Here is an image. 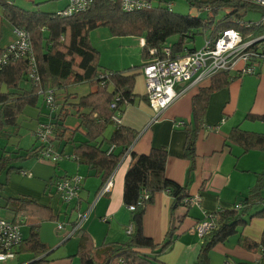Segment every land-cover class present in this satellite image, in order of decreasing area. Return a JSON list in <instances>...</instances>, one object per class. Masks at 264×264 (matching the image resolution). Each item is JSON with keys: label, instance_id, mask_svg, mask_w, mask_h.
<instances>
[{"label": "trees", "instance_id": "trees-1", "mask_svg": "<svg viewBox=\"0 0 264 264\" xmlns=\"http://www.w3.org/2000/svg\"><path fill=\"white\" fill-rule=\"evenodd\" d=\"M198 9L205 4L212 6L211 13L206 19L200 16L175 13L166 7L167 0H153L149 8L137 11H124L117 2L94 0L89 7L79 13L60 16L59 10L48 13L40 10H27L16 6L8 0H0L1 16L12 28L19 27L29 33L36 76L28 73L31 68L30 55L13 56L8 53V59L0 68V135H11L10 129H15L16 119L26 105L36 106L40 96L52 90L53 107L45 106V112L39 110L41 120L51 125L50 142L73 143L72 155L78 164H83L102 183L113 173L123 157L130 156L129 165L123 178L122 203L130 210L131 230L123 241L103 242L94 245L88 235L80 234V242L76 250L80 264H165L161 255L173 244L178 233L177 228L184 216H176V208L180 205L189 207L190 195L166 174L168 151L164 146H152L145 153H136L131 145L138 134L137 131L115 122L112 116L116 113L121 117L124 107L136 96L146 99V95L133 92L134 79L140 74L139 68L155 57H162V49L169 46L172 57L191 52L196 47L193 42L195 34L202 29L210 28V37H215L218 30L233 27L244 37L264 33V25L244 26V22L254 23L257 20L243 19L248 10L257 6L242 0H189ZM41 2H37L40 4ZM219 8H228V12L216 18ZM262 12L260 7H258ZM105 25L114 35H133L143 38L140 56L142 65L129 66L124 69H108L99 66V52L89 40L91 29ZM176 36L174 41L168 38ZM7 47H0V55ZM242 74L240 71H220L208 79L206 85L199 86L191 97V118L182 124L185 132L183 156L195 163V144L203 128L206 108L210 95L226 87L232 79ZM29 81V88L20 90L23 80ZM86 82L93 87L85 94L70 92L71 84ZM114 102L115 106L110 104ZM69 115L77 118L73 127L65 123ZM245 119L264 121V113L252 115L248 113ZM111 127L106 135L105 132ZM80 131L82 139H75ZM25 150L14 152L2 151L0 154V190L6 185L11 172L21 171L20 164L31 158H38L41 145L37 143ZM232 142L241 148V152L249 150L264 151V131L243 129L240 125L231 127L223 145ZM112 146V149H108ZM127 154V155H125ZM64 177V176H63ZM59 177V178H63ZM58 179V178H57ZM55 180V179H54ZM81 187L77 197L66 204L77 208ZM53 179L47 183V187ZM49 188V187H48ZM98 188V189H99ZM49 190V189H48ZM158 191L168 192L172 198V223L165 232L161 242H154L143 231L142 218L145 207L152 202ZM264 168L258 173L255 184L246 195L233 207L219 208L203 219H211L213 227L199 236L198 253L193 264H208V253L218 243H223L229 236L250 222L254 217L264 220ZM53 196L51 193H47ZM146 195V197H145ZM57 199V198H56ZM59 201V199H57ZM260 207L250 212L255 206ZM89 204L79 210L84 212ZM3 209L11 212L12 221L21 218L34 217L36 220L29 224V231L16 249L18 253H31L33 260L30 264H48L47 245L41 241L38 233L39 224L43 219L57 220L49 206H44L29 196L21 195L6 199ZM76 217L72 225L76 223ZM5 218V217H3ZM72 227V226H71ZM75 231V232H76ZM198 235V234H197ZM240 244L248 250L259 249L264 252V228L258 241L247 237H239Z\"/></svg>", "mask_w": 264, "mask_h": 264}, {"label": "crops", "instance_id": "crops-1", "mask_svg": "<svg viewBox=\"0 0 264 264\" xmlns=\"http://www.w3.org/2000/svg\"><path fill=\"white\" fill-rule=\"evenodd\" d=\"M65 4V0H59L57 5L61 9ZM255 10L260 9L256 7ZM13 38L12 27L3 20L0 12V47L7 46L13 41ZM139 39L142 43L143 38L139 37ZM142 63L144 60L141 59V62L136 65H142ZM207 83L208 80L196 85H185V91L157 115L154 110L150 109L146 99L136 96L124 107L120 117V124L134 129L138 133L131 145V150L136 153H145L152 146H164L168 151L165 168L167 176L184 186L190 198L197 197V201L189 203L188 208L184 205L176 208V216L184 217L177 228L178 235L172 246L161 255L165 264H193L201 242L194 229L195 222L219 208H230L238 204L255 184L258 173L264 168V151L249 150L242 153L241 148L232 142H228L227 146L223 145L228 131L235 125H240L246 130L264 131V121L245 119L248 113L252 115L264 113V60L257 66L256 73L240 74L232 79L226 87L210 95L203 128L195 144L194 167L190 168V160L183 156L185 132L182 126H177L175 122L190 121L191 97L197 92L199 86ZM82 84L88 83L71 84L68 90L79 95L90 91L89 87L85 89L80 87ZM20 87V90L29 88V81L24 79L20 83ZM77 87H80L81 90H76ZM133 92L137 95L145 94V79L141 71L135 76ZM40 109L45 110L43 103L41 106L37 104L28 107L26 105L23 108L22 113L16 119L15 129H10L11 135L1 134L2 137L8 138V144L0 147V154L2 151H9L10 148L12 151L22 150L21 143L25 133L21 134V131L26 128L23 122L26 121L24 118H29L27 127L33 137L32 144L27 148L36 144L34 131L38 120L43 118L39 115ZM53 145L62 154L67 146L63 141L54 142ZM71 148L73 147L71 146ZM67 158L74 159L71 150L67 151ZM59 161L52 163L40 158H31L22 162L21 170L30 172L31 175H24L21 171L9 174L6 185L0 190V209L4 206L7 198L21 195L29 196L37 203L49 206L53 214L58 215L57 222L67 223H63V226L58 229L63 230L62 240L54 248L44 240L42 225L39 224V237L49 248L48 257L50 260L48 264H74L76 258L68 259L70 254L66 253L65 243L71 236L77 235L76 245L78 247L81 239L79 232L88 235L94 245H100L103 242L123 241L127 238L126 228L130 223L131 213L122 203V188L130 156L123 157L114 169L113 186L110 191L100 195H98L100 180L93 175V170L87 169L83 164H77L76 160L73 162ZM74 173L83 175L84 181L77 201V208H72L73 205L70 204L69 214L66 215L61 212L56 197L47 195L48 187H50V185L47 187V183L51 179ZM262 195H264V191H262ZM172 201L173 198L168 192L158 191L155 193L153 201L145 207L142 218L143 231L156 243L162 241L165 232L171 226ZM88 204L89 206L92 204V209L80 225L79 232L71 233L72 221L75 219L73 215ZM259 207L260 204L255 205L250 212ZM66 210H68V206ZM21 219H23L21 232L25 238L29 231V224L36 219L34 217ZM262 228H264V220L258 217L252 218L237 233L209 250L208 264H264V252L259 249L248 250L239 241L241 236L258 241ZM62 245H64V250L56 251L54 255L55 249ZM32 260L31 253L23 252L18 253L16 258L0 262V264H30Z\"/></svg>", "mask_w": 264, "mask_h": 264}, {"label": "built area", "instance_id": "built-area-1", "mask_svg": "<svg viewBox=\"0 0 264 264\" xmlns=\"http://www.w3.org/2000/svg\"><path fill=\"white\" fill-rule=\"evenodd\" d=\"M66 4L57 12L60 16H69L86 10L94 0H65ZM117 2L122 10L132 12L149 8L153 0H108ZM249 4L260 7L264 10V0H242ZM168 10L171 4L166 3ZM212 6L205 4L204 10L210 11ZM244 26L264 25V12L261 18L254 23L244 22ZM13 41L6 47L4 53L0 55V68L8 59V53H13L14 57L20 55H30L31 68L29 75L37 78L36 64L34 63L32 45L29 33L19 27L12 28ZM162 57H155L144 63L140 69L145 79V95L148 104L154 109L156 114L170 106L186 89L185 85L200 84L220 71H240L242 74L256 73L257 66L264 60V33L255 36L244 37L236 28H225L218 30L215 37H205L203 45L191 52L183 55L170 54L169 46L162 49ZM52 90L48 89L44 93V102L47 106L53 107ZM111 107L115 103L110 104ZM112 119L119 123L118 113ZM184 122H175L177 126H182ZM35 139L41 145L38 158L55 163L63 154L58 152L53 143L50 142L52 136L51 125L46 121H38L35 131ZM112 146L108 149L111 150ZM127 155V154H125ZM24 175L31 173L21 170ZM113 173L102 183L98 189V195L110 191L113 186ZM82 176L79 174L66 175L63 178L53 180L48 192L57 199L67 203L74 200L81 187ZM53 187V188H51ZM146 197V195H145ZM197 201V197L189 198V202ZM135 205H129L128 209L133 210ZM92 204L84 212L78 211L76 223L71 227L74 233L86 219ZM208 215V214H207ZM23 219L15 222L11 219L0 217V262L12 259L16 255V249L23 238L21 225ZM63 226V221L57 222V229ZM213 221L209 218L201 220L195 225L198 236H202L213 227ZM131 225L126 228L128 234Z\"/></svg>", "mask_w": 264, "mask_h": 264}, {"label": "rangeland", "instance_id": "rangeland-1", "mask_svg": "<svg viewBox=\"0 0 264 264\" xmlns=\"http://www.w3.org/2000/svg\"><path fill=\"white\" fill-rule=\"evenodd\" d=\"M41 2L40 4H37V2ZM58 1L59 0H8V2L13 3L16 6L22 7L23 9L27 10H40V11H45L48 13L55 12L58 7ZM167 3L171 4V10L175 13H181V14H189L191 16H200L202 19H206L207 14L211 13L210 11L204 10L202 7L198 9L195 5L190 4L189 0H167ZM2 11V6L0 5V12ZM228 12V8H219L216 13V18L221 17L223 14ZM261 11L260 10H248L244 16L243 19L249 20H259L261 18ZM210 33V28L206 27L200 30L195 34V38L193 42L188 43V45L192 46L193 44L196 46V48H200L203 45V42L205 40V37H208ZM14 37V36H13ZM88 37L90 40L91 45L98 50L99 56H98V62L99 66L103 68H127L128 66L131 65H136L141 62V56H140V50H141V41L138 36H133V35H114L110 29L105 26L101 25L96 28H93L89 31ZM176 39V36H171L168 38V41H174ZM80 87H83L84 89L86 87H89L90 90L93 89L92 86L89 84H82ZM77 87L76 90L80 91L81 88ZM89 90V89H87ZM42 97L43 94L40 96L38 100V106L42 105ZM44 106L45 103L43 104ZM28 107H31L30 105H27ZM150 109L153 111L154 109L148 104ZM23 110V109H22ZM22 113V111L19 113V115ZM155 115L156 112L154 111ZM23 117V116H22ZM26 121H23L24 124L26 125V128L21 131L23 134V139L21 143V149L25 150L28 146H30L33 142V137H31V133L29 132V129L27 127V124L29 123V118H24ZM65 123L73 127L77 124V118L74 115H69ZM111 127H108L106 130L105 134L107 135L108 132L110 131ZM83 135L80 131H77L75 134V139H82ZM8 138L0 136V147H4L5 144H8ZM66 149L63 151V156L62 158H59L58 161H75L72 158H67V151L73 150L71 146L73 147V143H66ZM10 152H14L9 149ZM7 151V153L9 152ZM6 152V151H5ZM59 152V151H58ZM57 161V162H58ZM55 162V163H57ZM77 163V161H76ZM78 164V163H77ZM62 166V165H61ZM63 169V168H62ZM77 174V173H74ZM73 175V174H70ZM83 176V175H82ZM89 179V178H88ZM51 186V184H50ZM53 188V187H51ZM59 206L61 209V212L65 213L66 215L69 214V209H70V204H66L65 202L59 200ZM68 206V210L67 209ZM73 215V213H72ZM0 216H3L7 219L11 218L12 214L10 211L1 208L0 209ZM76 217L73 215V218ZM30 222V221H28ZM26 222V224H28ZM66 224L67 222H64ZM42 225V236L46 242L50 245V247L54 248L56 245H58L61 240V234L63 230H58L57 229V220H51V219H43L41 222ZM77 235L71 236L68 240H66V253L70 254L68 255V259L70 258H76L74 261V264H80L79 263V256L76 254L77 250ZM64 244V245H65ZM60 246L55 249L53 254L55 255V252H61L63 251V246ZM16 258V255L12 258Z\"/></svg>", "mask_w": 264, "mask_h": 264}]
</instances>
